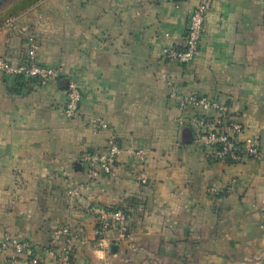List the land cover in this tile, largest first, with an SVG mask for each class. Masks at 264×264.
I'll list each match as a JSON object with an SVG mask.
<instances>
[{
	"label": "crops",
	"instance_id": "0c3cea01",
	"mask_svg": "<svg viewBox=\"0 0 264 264\" xmlns=\"http://www.w3.org/2000/svg\"><path fill=\"white\" fill-rule=\"evenodd\" d=\"M197 3L41 0L0 25V58L21 65L32 45L59 74L44 85L0 74V243H28L37 264H264V162L207 160L189 126L201 111L169 97L174 86L217 102L241 126L238 143L264 150V0H214L195 60L168 62L161 52L183 47ZM67 83L81 95L73 121ZM90 119L122 149L92 181L78 160L104 150L108 132ZM90 206L125 209L127 239L111 230L96 249ZM60 229L67 263L46 252Z\"/></svg>",
	"mask_w": 264,
	"mask_h": 264
},
{
	"label": "built area",
	"instance_id": "2783aa9c",
	"mask_svg": "<svg viewBox=\"0 0 264 264\" xmlns=\"http://www.w3.org/2000/svg\"><path fill=\"white\" fill-rule=\"evenodd\" d=\"M214 0H198L197 5L189 12L185 31L184 43L181 49H164L162 58L179 66L192 63L199 51L204 26L208 12ZM0 74L22 81H35L38 84H47L59 77L57 70L41 65L36 56L34 46L30 45L26 58L21 65L13 66L0 58ZM169 97L177 100L178 110L185 114L188 109L198 108L201 116L192 120L189 126L193 133L192 144L205 152L210 162H226L239 164L244 161L264 162V150L258 146L238 143L237 135L241 126L228 123L224 108L217 102L196 96L177 97V90L170 87ZM81 95L74 83H68L65 90V104L63 114L68 121L79 119V104ZM210 114H214L212 119ZM93 132L107 131V126L98 119L88 120ZM122 153L118 137L108 132L105 148L102 151H85L79 157L90 181L102 176H109L112 168ZM83 190V185L70 191V198L77 197ZM87 213L93 217L95 228L93 230L94 244L98 250H106L109 246L107 233L116 230V241L127 239V224L129 217L121 209H106L99 206H90ZM66 229L53 233L47 247V255L53 260L67 263L73 253L72 239H65V246L58 249V241L67 235ZM0 264H37V258L32 247L15 238L6 237L0 243Z\"/></svg>",
	"mask_w": 264,
	"mask_h": 264
},
{
	"label": "trees",
	"instance_id": "16d2710c",
	"mask_svg": "<svg viewBox=\"0 0 264 264\" xmlns=\"http://www.w3.org/2000/svg\"><path fill=\"white\" fill-rule=\"evenodd\" d=\"M39 1H41V0H17L16 3L14 4L12 10H10V12H8L7 15L0 18V25L3 24L8 18H11V17L18 15L20 12L27 10L28 8L32 7L33 5L38 3ZM121 210L126 212L125 209H121ZM126 214L129 215L127 212H126Z\"/></svg>",
	"mask_w": 264,
	"mask_h": 264
},
{
	"label": "rangeland",
	"instance_id": "374dc122",
	"mask_svg": "<svg viewBox=\"0 0 264 264\" xmlns=\"http://www.w3.org/2000/svg\"><path fill=\"white\" fill-rule=\"evenodd\" d=\"M16 1L17 0H0V18L4 17L12 10Z\"/></svg>",
	"mask_w": 264,
	"mask_h": 264
},
{
	"label": "water",
	"instance_id": "95a60500",
	"mask_svg": "<svg viewBox=\"0 0 264 264\" xmlns=\"http://www.w3.org/2000/svg\"><path fill=\"white\" fill-rule=\"evenodd\" d=\"M68 83L66 84V87H67ZM114 250H116V247L115 246H111V251L114 252Z\"/></svg>",
	"mask_w": 264,
	"mask_h": 264
}]
</instances>
